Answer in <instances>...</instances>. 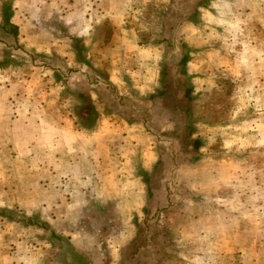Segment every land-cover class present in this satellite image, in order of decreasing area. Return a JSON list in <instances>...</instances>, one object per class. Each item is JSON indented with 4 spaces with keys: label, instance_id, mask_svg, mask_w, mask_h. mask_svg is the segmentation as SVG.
I'll list each match as a JSON object with an SVG mask.
<instances>
[{
    "label": "rangeland",
    "instance_id": "374dc122",
    "mask_svg": "<svg viewBox=\"0 0 264 264\" xmlns=\"http://www.w3.org/2000/svg\"><path fill=\"white\" fill-rule=\"evenodd\" d=\"M15 1L0 0V264H264V0H136L154 44L117 45L113 63L143 85L155 80L151 58L163 65L157 92L128 91L119 77L123 95L95 77L112 67L109 46L20 45ZM71 48L90 58L84 74ZM189 70L199 75L192 105ZM88 100L99 114L84 112ZM141 135L156 156L142 158L148 185L136 190L114 152ZM196 138L226 155L191 167Z\"/></svg>",
    "mask_w": 264,
    "mask_h": 264
},
{
    "label": "crops",
    "instance_id": "0c3cea01",
    "mask_svg": "<svg viewBox=\"0 0 264 264\" xmlns=\"http://www.w3.org/2000/svg\"><path fill=\"white\" fill-rule=\"evenodd\" d=\"M41 1L40 0L15 1V4L13 6V13L11 16V24L19 32L17 36V40L20 45H25L27 47L28 44L32 45L36 43V41L33 42V39L35 37L39 38L45 36L46 40L43 41L44 43L47 42L49 44L55 45L57 44L58 41L59 44L63 42L64 44H68V45L74 44L80 46L81 45L80 43L82 44L86 43V38H88L91 40V43L96 42L99 46H109L110 49L109 63L112 66L111 69H109L108 72H105V70L103 69L93 68L96 75L95 77L99 80L98 81L99 84H101V79H103L102 83L103 81L109 83L113 88H115L117 92H119V95H123V92H126L127 90L137 92V90H134V88L140 89L137 87L139 86L141 87V85L142 87L145 86V89L152 90L153 93L159 90L158 79L160 77V73L163 65L162 62L160 64L157 60L151 58L150 66L156 73V75L153 76L155 80L150 84L145 83L144 85L142 84V82L138 84H134L132 79L130 80V78H126L124 75H122V72L120 71L121 68L119 67L120 63L117 65L113 63V60L116 58L115 56H113V53L121 51L120 49L117 50L115 48L117 45H129L131 43H135L138 46L142 47L143 49L145 48L148 49L149 45L152 46L154 44L152 42L153 38H150L147 33L143 34L145 33L143 26L140 24V21L137 17L139 14H142L143 6L139 7L138 4H136V0H119V6H117V0H108L109 4L107 10H101V6L97 5L96 4L97 0H95L96 6L92 8V10H89L87 12H85L82 8H78V9L68 8L69 11L67 12L63 10L64 7L67 8V5L69 3L70 4L72 3V0H68V1L48 0L42 2ZM101 1L102 0H99V3H101ZM49 3L56 4L57 9H55L56 11H54L51 15L48 16V11L46 10V8L49 5ZM233 7L237 10L241 8L236 5H234ZM46 19H50V25L45 24ZM79 20L81 21L90 20V21H87L85 25L83 22H78ZM33 21H36L37 23L32 24ZM26 22H28V24H26ZM40 22L42 23L40 24ZM106 25H108L110 29V32L108 33H105L104 31ZM33 27L35 30H33ZM48 28H51L52 32H48ZM148 33L150 34L149 31ZM106 34H108L107 37L105 36ZM43 42H40V44H44ZM71 49L74 51L75 55L77 54L79 55L78 51L74 50L73 48ZM146 49L144 50L145 53L148 51ZM77 59L82 61L81 65L83 66V68L80 73L84 74L85 72L88 71V68H90L89 65L91 64L88 62L90 58L87 56L85 51V54L81 55L80 57H77ZM173 74L175 75V72H173ZM188 75H189V82L186 89L187 92L190 94L189 104L192 105L193 103L195 104L198 101L197 93L200 90L196 86L197 84L195 78H198L199 75L198 73L195 75L191 71L188 72ZM119 77L120 78L123 77V79L122 78L121 79L123 80L124 83H126L127 90H125V86H122V82H120ZM115 80H118V83H120L121 85L115 82ZM151 84L154 85L151 86ZM179 88L173 90V92H175L173 98V103L175 105L176 102L177 104L182 103V96ZM163 90L164 88L161 89L160 92ZM90 104L96 111V114L97 113L99 114L95 104L93 102H90ZM126 121H127V125L129 124L128 126H133L134 124H136L133 123L134 120L127 119ZM137 122L139 123V121ZM97 123L98 122H96V124ZM136 133H141V132H136ZM146 137L147 136H142V135L140 137L134 136L131 138L130 142L125 141V142H121L120 144H118V140H117L116 142L117 144L115 147L116 149L114 152L116 157L119 158V156H121V158L118 160L120 166L117 167L118 168L122 167L121 168L122 173H128L130 171L132 174L131 176L134 177L131 181L129 178H125L127 179L125 181H129L128 183L130 182L132 183L134 181V183L138 184V188L136 190L141 188L142 183L146 184V187L148 185L147 181L143 179L142 174L149 172L150 169L148 171V168H144L145 166L142 164L143 163L142 158L147 157V155H150V159H154V157L156 156L153 150L154 149L153 145H155V142H151V144L152 143L154 144L149 146ZM190 139L191 140L193 139L192 135H190ZM196 139H197V145L195 149H193L194 150L193 153H195L196 155L195 156L196 163H191L190 165L191 167L198 168L200 164L203 163L202 161L204 157H205L204 161H211L218 157L223 158L224 155H226L225 151L227 150V148H223L219 152H215L211 148H207V145L206 146L204 145L203 140L201 138H196ZM122 143H124V145H122ZM119 146H122L121 149L124 150L125 154L118 151ZM143 152H147L144 153L145 156L142 155ZM135 153H136V158H135ZM114 154H110V155H114ZM158 154L159 153H157V155ZM242 156L243 153L241 152L240 158ZM237 160L239 159L237 158ZM199 169L200 167L198 168V170ZM189 189L193 194L196 193L194 192L192 187H189ZM144 198H146V196H144ZM114 201L116 204L126 203V202H122L120 199L119 200L116 199ZM100 203H105V202L103 200H100ZM102 205L104 204H100V206ZM146 210L147 209L144 207L141 209L140 213L143 216H145ZM139 217L140 215L138 213H135V216L132 219V222L134 223L137 229L140 228Z\"/></svg>",
    "mask_w": 264,
    "mask_h": 264
},
{
    "label": "trees",
    "instance_id": "16d2710c",
    "mask_svg": "<svg viewBox=\"0 0 264 264\" xmlns=\"http://www.w3.org/2000/svg\"><path fill=\"white\" fill-rule=\"evenodd\" d=\"M12 13H13V10H12ZM14 27V26H13ZM15 28V27H14ZM166 68V67H165ZM167 77L169 78V75H168V72H167V70L166 69H164V72H163V80H164V82H165V80H167L168 81V79H167ZM175 88V87H174ZM177 88V87H176ZM176 88L174 89V90H176ZM179 88V87H178ZM181 88V87H180ZM179 88V89H180ZM174 94H175V92H173V96H171L172 98H174ZM185 94H186V97L189 99V96H190V94L187 92V89H185ZM88 103H90V101L88 100ZM87 104H85V105H83L82 106V109L84 110V112H85V110L86 109H88L89 108V112L91 111V110H93V111H95L94 110V108L91 106V104H88V105H90V107L87 105ZM86 106V107H85ZM85 107V108H84ZM84 112H82V114H81V116H84L85 117V114H83ZM95 114H96V112H95ZM87 115V114H86ZM146 212H148V209L146 210Z\"/></svg>",
    "mask_w": 264,
    "mask_h": 264
}]
</instances>
